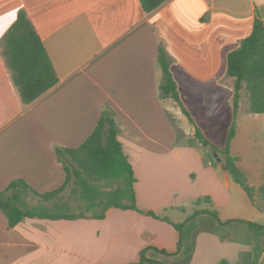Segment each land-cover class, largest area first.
<instances>
[{
  "label": "crops",
  "instance_id": "obj_1",
  "mask_svg": "<svg viewBox=\"0 0 264 264\" xmlns=\"http://www.w3.org/2000/svg\"><path fill=\"white\" fill-rule=\"evenodd\" d=\"M21 11L40 35L59 82L25 104L0 48V192L16 179L41 193L60 187L66 172L57 148L81 145L109 110L144 212L112 207L101 219L27 217L10 227L0 210V264H128L149 246L176 252L178 231L147 212L180 223L196 208L203 211L193 251L171 257L170 264H254L252 236L240 220L264 224L263 202L252 201L195 132L198 126L216 146L226 144L235 83L227 54L251 34L257 16L264 21V0H169L150 13L141 0H0V41ZM161 50L194 123L177 101L163 96ZM220 109H227L223 121H207ZM244 112L248 107L241 109L240 101L237 118ZM236 124L231 154L259 187L264 163L250 154L251 126L240 119ZM209 125L221 127L220 141L208 135ZM205 197L210 202L195 204ZM206 209L229 226L226 239Z\"/></svg>",
  "mask_w": 264,
  "mask_h": 264
},
{
  "label": "trees",
  "instance_id": "obj_2",
  "mask_svg": "<svg viewBox=\"0 0 264 264\" xmlns=\"http://www.w3.org/2000/svg\"><path fill=\"white\" fill-rule=\"evenodd\" d=\"M167 1L169 0H141V5L146 13H150ZM0 48L25 104L32 103L58 84L59 77L50 56L25 11L18 14L16 21L3 36ZM160 62L164 73L161 85L163 96L177 101L185 115L194 123V118L183 105L170 63L163 50L160 53ZM227 71L235 79V83L232 100L234 121L228 131L226 144L223 147L216 146L204 136L198 126L195 135L204 146L224 157L227 171L252 201L258 204L257 199L260 198L264 205V183L259 187L252 186L246 173L237 164L239 158L232 155L230 150L236 135V120L244 94L248 99L249 112L264 113V21L259 16L254 20L251 34L227 54ZM118 134L114 114L105 110L94 131L81 145L75 148H57L58 157L66 172L60 187L41 193L23 179L13 180L5 192H0V210L6 214L9 226L14 227L27 217L52 220L86 217L101 219L112 207L144 212L137 203V177ZM70 184L71 197L77 204L64 197V192ZM29 195L38 197L36 205L28 204ZM202 201L210 202V198H200L195 204L198 205ZM258 207L264 209L259 204ZM202 211L196 208L192 215L180 223H174L167 217H160L155 212L148 211L149 215L168 221L175 227L179 234V248L176 252H170L149 246L141 251L137 262L128 264H170L171 257L188 256L193 251L192 234L198 227L197 217ZM205 211L217 220L216 231L222 240L226 239L229 236V226H225L216 210ZM240 221L248 226L252 236L254 264H264V224L250 220ZM150 251L153 255L148 254ZM157 254L162 258L157 259ZM221 264L229 263L222 261Z\"/></svg>",
  "mask_w": 264,
  "mask_h": 264
},
{
  "label": "rangeland",
  "instance_id": "obj_3",
  "mask_svg": "<svg viewBox=\"0 0 264 264\" xmlns=\"http://www.w3.org/2000/svg\"><path fill=\"white\" fill-rule=\"evenodd\" d=\"M221 104V102H220ZM248 107V101L247 99L243 98L241 100V109H244ZM221 113L218 117H212V118H206L207 121L210 123H214L216 121H223L226 118V115L228 114L226 111L227 109L221 110ZM244 122H248V124L251 126V131L249 132V136L251 139V146L249 147V151L251 156L255 157L257 162L259 163H264V114H255V113H249V112H244L240 113L238 118ZM207 128V133L210 137L220 141L224 137V133L221 131V127L219 126H206ZM214 160L216 161L217 159L213 157ZM71 186L70 184L67 189L64 192V197L66 199H70L73 204H77L75 200L71 197ZM39 199L36 196L29 195L27 196V202L29 205H36L38 203Z\"/></svg>",
  "mask_w": 264,
  "mask_h": 264
},
{
  "label": "water",
  "instance_id": "obj_4",
  "mask_svg": "<svg viewBox=\"0 0 264 264\" xmlns=\"http://www.w3.org/2000/svg\"><path fill=\"white\" fill-rule=\"evenodd\" d=\"M213 155L217 159V161L222 164V167L224 169H227L225 163L222 161V157L220 156L219 152L215 151V152H213Z\"/></svg>",
  "mask_w": 264,
  "mask_h": 264
}]
</instances>
